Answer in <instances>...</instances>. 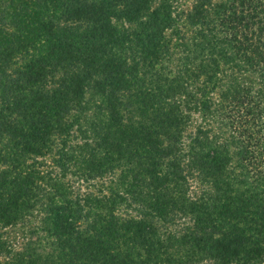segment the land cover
<instances>
[{
	"label": "trees",
	"instance_id": "trees-1",
	"mask_svg": "<svg viewBox=\"0 0 264 264\" xmlns=\"http://www.w3.org/2000/svg\"><path fill=\"white\" fill-rule=\"evenodd\" d=\"M0 264H264V0H0Z\"/></svg>",
	"mask_w": 264,
	"mask_h": 264
},
{
	"label": "rangeland",
	"instance_id": "rangeland-1",
	"mask_svg": "<svg viewBox=\"0 0 264 264\" xmlns=\"http://www.w3.org/2000/svg\"><path fill=\"white\" fill-rule=\"evenodd\" d=\"M194 116H193V120L194 121H197V122H200V117L198 116L199 114H193ZM208 123H210V124H212V123H214V125H215V121L213 120V119H210V120H208ZM212 127H214V126H212ZM74 178V177H73ZM71 179H72V177H71ZM108 180H109V178H107V180H106V178H104V179H102L101 181L103 182V186L105 185V184H107L108 183ZM98 181L99 180H91V181H89V182H83V181H81V180H79V179H77V180H75V181H73V186L74 187H77L78 189H79V191L81 192V193H86L87 191H96V189H97V183H98ZM92 183H96V187H93L92 186ZM200 187L199 186V184L197 183V185L196 184H193V181L190 183V187ZM101 187V186H100ZM40 235V234H39ZM11 236H13V237H15V238H18L19 240H20V238H21V234H20V232L19 233H17V232H12L11 233ZM33 237H35V234L33 235ZM39 249V247H37V250ZM44 250H48V248H45Z\"/></svg>",
	"mask_w": 264,
	"mask_h": 264
}]
</instances>
